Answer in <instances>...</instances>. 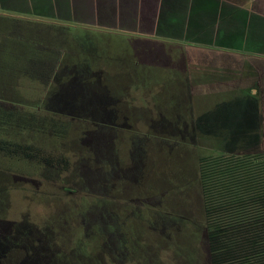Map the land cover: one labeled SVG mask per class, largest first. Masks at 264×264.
Listing matches in <instances>:
<instances>
[{
  "label": "rangeland",
  "instance_id": "rangeland-1",
  "mask_svg": "<svg viewBox=\"0 0 264 264\" xmlns=\"http://www.w3.org/2000/svg\"><path fill=\"white\" fill-rule=\"evenodd\" d=\"M63 39L39 109L68 124L70 170L0 168V256L34 246L54 264H209L197 163L264 153V64L221 74L198 51L123 33Z\"/></svg>",
  "mask_w": 264,
  "mask_h": 264
},
{
  "label": "trees",
  "instance_id": "trees-1",
  "mask_svg": "<svg viewBox=\"0 0 264 264\" xmlns=\"http://www.w3.org/2000/svg\"><path fill=\"white\" fill-rule=\"evenodd\" d=\"M68 30L0 15V31L11 35L0 39V168L52 180L70 170L69 154L58 148L68 124L39 109L56 93L52 76L60 50L53 44ZM253 126L246 133L260 132ZM41 137L49 150L38 144ZM197 172L209 264H264V153L205 156ZM13 252L2 254L0 264H54L50 252L34 246Z\"/></svg>",
  "mask_w": 264,
  "mask_h": 264
},
{
  "label": "crops",
  "instance_id": "crops-1",
  "mask_svg": "<svg viewBox=\"0 0 264 264\" xmlns=\"http://www.w3.org/2000/svg\"><path fill=\"white\" fill-rule=\"evenodd\" d=\"M0 15L198 51L221 74L264 64V0H0Z\"/></svg>",
  "mask_w": 264,
  "mask_h": 264
}]
</instances>
